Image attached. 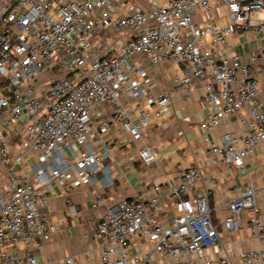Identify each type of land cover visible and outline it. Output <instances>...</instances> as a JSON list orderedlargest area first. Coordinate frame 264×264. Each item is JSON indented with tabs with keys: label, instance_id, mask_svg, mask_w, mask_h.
Masks as SVG:
<instances>
[{
	"label": "built area",
	"instance_id": "built-area-1",
	"mask_svg": "<svg viewBox=\"0 0 264 264\" xmlns=\"http://www.w3.org/2000/svg\"><path fill=\"white\" fill-rule=\"evenodd\" d=\"M146 1L147 9L126 0H0V264H40L38 242L57 232L43 210L52 182L72 189L100 180L109 188L115 178L102 136L120 122L141 139L152 118L167 111L172 93L145 92L153 78L141 56L154 65H178L173 92L187 94L203 82L209 129L229 116L243 121L248 112L242 131L222 135L221 159L238 168L245 186L225 205L221 225L213 217L209 187L191 194L203 179L194 165L170 181V212L155 195L112 204L92 189V207L106 208L95 225L97 264H235L225 248L230 241H220V227L240 230L247 209L254 211L251 237L263 248L233 255L239 264H264V223L245 166L253 150L264 147V45L244 61L227 43L243 31L264 33V0ZM221 5L228 9L226 24L194 21L195 12ZM107 105L112 116L97 119ZM134 106L140 108L136 120ZM138 157L150 165L156 152L145 144ZM69 211L77 214L75 205ZM66 264L76 262L68 257Z\"/></svg>",
	"mask_w": 264,
	"mask_h": 264
},
{
	"label": "crops",
	"instance_id": "crops-1",
	"mask_svg": "<svg viewBox=\"0 0 264 264\" xmlns=\"http://www.w3.org/2000/svg\"><path fill=\"white\" fill-rule=\"evenodd\" d=\"M126 1L127 4H139L145 9L151 6L146 0ZM227 13L226 5H221L209 11L195 12L193 18L198 24L212 20L224 25L227 23ZM227 43L244 61H248L258 47L264 45V33L257 36L251 30L243 31L229 36ZM139 63L147 70V75L153 78L151 86L146 87L145 92L172 93V103L164 114L152 118L141 139L131 137L120 122H116L102 136L104 143L111 149L109 163L115 178L114 184L109 188L104 189L100 180L93 185L72 189H65L57 181L52 182V188L48 191L49 202L43 210L45 216L57 225V232L50 241L38 242L35 254L40 264H66L68 257H72L76 264L99 262L100 250L94 236L95 225L106 213V208L92 207V189L105 196L112 204L143 193L155 195L159 202L167 205L170 212V181L177 178L181 168L194 165L201 169L203 179L191 194L196 195L209 187L213 217L221 225L227 213L225 205L245 186L246 178L238 168L226 166L221 159L225 153L222 135L226 131H242L250 118L248 112L244 113L243 121L229 116L219 126L209 129L205 122L211 119V110L201 100L204 93L203 82H198L187 94L176 93L173 92L172 81L179 69L176 63L165 61L154 65L143 56L139 57ZM259 99L264 103V76L260 79ZM139 110L138 106L133 107V120L138 118ZM112 114V108L107 105L96 116L97 119H103ZM145 144L156 152V161L150 165H145L138 157V150ZM213 147H217L219 151L212 152ZM66 152L67 157L72 159L69 151ZM212 159L217 162L214 164ZM245 166L254 181L257 215L264 223V147L255 148L245 161ZM33 181L38 183L35 177ZM42 189L45 190V187ZM70 205H75L77 214L70 213ZM253 212L252 209L244 212L245 225L238 231L228 232L220 227V241H230L225 244V248L235 264L239 263L234 253L263 248L261 243L251 237L250 217Z\"/></svg>",
	"mask_w": 264,
	"mask_h": 264
}]
</instances>
